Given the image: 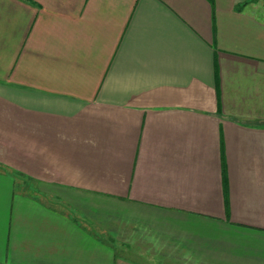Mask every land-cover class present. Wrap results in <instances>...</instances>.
<instances>
[{
    "label": "crops",
    "instance_id": "obj_1",
    "mask_svg": "<svg viewBox=\"0 0 264 264\" xmlns=\"http://www.w3.org/2000/svg\"><path fill=\"white\" fill-rule=\"evenodd\" d=\"M0 264H264V0H0Z\"/></svg>",
    "mask_w": 264,
    "mask_h": 264
}]
</instances>
